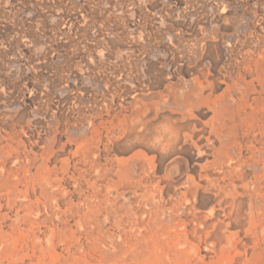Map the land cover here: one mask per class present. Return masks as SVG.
<instances>
[{
    "label": "rangeland",
    "instance_id": "1",
    "mask_svg": "<svg viewBox=\"0 0 264 264\" xmlns=\"http://www.w3.org/2000/svg\"><path fill=\"white\" fill-rule=\"evenodd\" d=\"M188 104L205 137L224 126L240 196L201 182L194 211L129 219L128 157L161 206L214 162L196 131L197 149H156ZM263 161L264 0H0V264H264Z\"/></svg>",
    "mask_w": 264,
    "mask_h": 264
},
{
    "label": "bare ground",
    "instance_id": "2",
    "mask_svg": "<svg viewBox=\"0 0 264 264\" xmlns=\"http://www.w3.org/2000/svg\"><path fill=\"white\" fill-rule=\"evenodd\" d=\"M193 108L194 106L190 104H188L187 106L182 105V107H178V112H180L183 123L181 125L176 124L174 126L173 125L170 126L172 123L169 121L171 123L170 124L169 122H167L169 123L168 124L169 127L164 128V126H162V128H164L163 131L162 132L160 131L161 133L159 134H155L154 138L152 136L154 143L157 147L156 149L162 152V154L163 153L171 154L175 152L177 149L183 148V146L189 143L191 144L193 148L197 149L199 148V146L196 142L193 141L194 140L193 138L195 137V135L192 136L193 133L196 131L198 134L203 133L202 134L203 136L201 135L200 137H197L198 141L204 140L206 141L207 145H211L212 148H216V147L214 146V142L213 143L211 142V138H215V140L219 143L218 148L220 149L215 150L214 152L215 154L214 162L209 163L205 167L202 168V173L198 177V179L195 180L191 177H186L185 183H183L182 191H179L178 193L173 195V197H171L173 199V203L168 204L170 203V201H168V203L165 202L164 203L165 205L161 206L160 203L157 202L158 200L156 201L157 196L155 195V192L153 190L154 188L151 187L152 189L149 188L150 190L148 189L145 190L148 187L146 186L145 183H143L144 178L146 177L147 174L144 175L145 176L144 178H142L143 172L146 171V170L144 171L145 167L143 165L142 151H137L132 156L128 157L126 161L124 162V169H123L124 178L122 176V180L124 182V187H125L124 191H127V193L130 196H132L133 199H135V203L133 201L134 204L129 205L127 208V214L129 216V219L131 220L133 218L137 219L139 215L141 214V209L144 208L142 206L143 205L145 206V204L148 207H150V210L155 214L161 213L162 211H165V210H167L168 212H172L173 214H177L178 212H181L180 211L181 209L186 210L187 212L194 211L195 209V204H193L194 199H196V195H198V192L200 191V189L203 188L201 185L202 184L201 182L206 183L207 190L210 192H213L214 198L220 200L221 205L227 204V202H229L230 200L236 199V197L240 196L238 187L236 186V184L240 181V177H238V172L242 166L240 165V162L235 161L230 155L224 153L223 149L226 148V145L224 143L223 136L220 132V130H222L224 126L222 124H219L217 114L215 113L214 117L211 119V122L203 124V127L206 129L210 127L209 137H205L204 129L197 130L195 127H192L189 124L190 119L188 117H191ZM141 124H142V121H141L140 116L138 115L129 117L126 120L127 128L125 132L128 137V147H129L128 151L129 152L131 149H134V146L141 143V132H140V127L142 126ZM159 129L160 128H158V130ZM191 132L192 134H190ZM145 160H148V159L145 158ZM211 171L217 172L219 176L218 177L210 176L209 172ZM261 171H262V178L264 179V161L262 163ZM181 176H187V175H185V173H181ZM170 177L168 178L170 179ZM146 181L147 180H145V182ZM253 185H254V188L251 191L253 193V196H250V198L253 199V198L259 197V199L262 201L264 199V195L262 192V187L260 185V182L256 180L253 183ZM242 188L245 191H249V185L247 184H244ZM161 191L163 192L162 189ZM158 193L159 192H156L157 195ZM157 198H159V196ZM159 202L162 203V201H159ZM256 206L257 205L254 206L253 203L250 202L249 212L251 215L250 216L251 220H254V218L258 215V209H256Z\"/></svg>",
    "mask_w": 264,
    "mask_h": 264
}]
</instances>
